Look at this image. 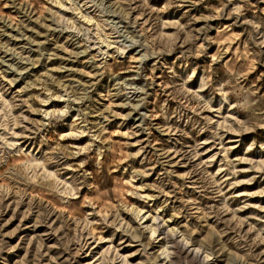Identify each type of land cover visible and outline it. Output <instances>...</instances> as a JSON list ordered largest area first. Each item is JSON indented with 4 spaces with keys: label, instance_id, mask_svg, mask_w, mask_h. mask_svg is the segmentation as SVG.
<instances>
[{
    "label": "rangeland",
    "instance_id": "obj_1",
    "mask_svg": "<svg viewBox=\"0 0 264 264\" xmlns=\"http://www.w3.org/2000/svg\"><path fill=\"white\" fill-rule=\"evenodd\" d=\"M0 264H264V0H0Z\"/></svg>",
    "mask_w": 264,
    "mask_h": 264
}]
</instances>
